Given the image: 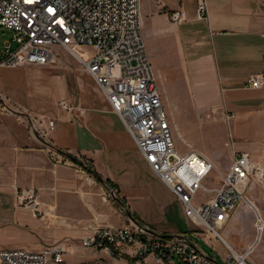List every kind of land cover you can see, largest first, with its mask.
Masks as SVG:
<instances>
[{
	"label": "crops",
	"instance_id": "crops-1",
	"mask_svg": "<svg viewBox=\"0 0 264 264\" xmlns=\"http://www.w3.org/2000/svg\"><path fill=\"white\" fill-rule=\"evenodd\" d=\"M205 1L206 17L197 20L194 0H158L159 4L142 0L141 34L163 109L172 125L174 113L179 115L182 131L178 132L183 141L196 138L203 143V149L193 150L215 167L226 171L233 152H244L264 169V88L243 87L249 76L264 74V0ZM176 9L186 13V21L179 25L168 20V13ZM58 69L0 68L3 250L37 253L58 243L74 247L95 227L119 229L132 222L142 224L137 204L149 194V167L82 70L77 73L92 82L91 91L45 102L44 77L48 72L58 83ZM61 100L82 113H65L57 107ZM10 110L42 123L53 120L54 130L45 141L54 151L42 145L31 134L28 122ZM202 113L215 115L204 119ZM227 114L233 118L227 120ZM23 188L36 191L44 218L36 219L16 206L15 192ZM249 192L250 201L264 219V185H252ZM108 195L103 201L102 196ZM248 214L252 229V211L245 204L234 210L222 228L224 245L234 249L231 237L241 230V218ZM255 237L254 232V241L246 242L239 252L254 247L251 255L255 253L256 259L252 256L251 263L264 264V233L257 249Z\"/></svg>",
	"mask_w": 264,
	"mask_h": 264
},
{
	"label": "built area",
	"instance_id": "built-area-1",
	"mask_svg": "<svg viewBox=\"0 0 264 264\" xmlns=\"http://www.w3.org/2000/svg\"><path fill=\"white\" fill-rule=\"evenodd\" d=\"M194 2L196 19H205L206 1ZM141 3L142 0H0V29L12 33L11 40L0 47V68L68 66L65 57L72 58L117 116L151 173L160 181L166 168L174 169V178H167L172 179V186L165 188L181 205L193 231L163 235L137 222L119 229L95 227L74 247L58 243L37 253L0 249V264H67L65 257L76 256L79 249L97 255L93 262L84 264H219L196 239L208 237L224 244L219 231L240 204L253 213V231L263 235L264 219L247 195L252 185H264L260 164L247 153L233 152L218 186L210 187L207 181L215 170L213 163L193 149L185 154L177 150L174 126L163 109L141 34ZM122 19L133 20L131 34H121ZM168 20L179 25L186 21V13L182 9L170 11ZM243 87L263 89L264 74L249 76ZM57 107L67 114L82 113L65 100L59 101ZM28 118L24 120L31 134L37 132L42 139H48L54 121L42 123ZM232 118L227 114V120ZM141 137H148V145H141ZM162 157H169V164H162ZM199 192L209 197L199 200ZM109 197L102 196V200ZM15 201L18 208L29 211L34 218L45 217L34 189H17ZM138 245L146 246V254L137 255ZM225 247L224 263L249 264L247 248L237 252Z\"/></svg>",
	"mask_w": 264,
	"mask_h": 264
},
{
	"label": "rangeland",
	"instance_id": "rangeland-1",
	"mask_svg": "<svg viewBox=\"0 0 264 264\" xmlns=\"http://www.w3.org/2000/svg\"><path fill=\"white\" fill-rule=\"evenodd\" d=\"M12 38V33L7 30L0 29V47L4 46L6 42H9ZM13 47V46H12ZM66 64L68 66H56L61 69L56 71L59 75L60 79L58 83L49 77L50 73H46V77H44V100L47 104L51 103L57 99L60 95H68L73 96L76 93L91 91L93 84L89 80L84 77H80L77 72H80L79 68L75 64V62L69 56L65 57ZM63 63V64H64ZM68 69V70H67ZM71 70V71H69ZM77 73V74H76ZM20 93H25L28 95L26 91ZM24 103V100H23ZM204 119H210L215 114L213 113H202L201 114ZM16 116V115H15ZM18 117V116H16ZM22 119V118H21ZM24 120V119H23ZM26 121V120H25ZM173 121V120H171ZM179 115L174 113V132L173 137L175 141V145L177 150H182L188 152L190 149H203L205 145L203 143L197 142L196 138L183 141L182 136L180 135V125H179ZM179 131V132H178ZM182 140H181V138ZM185 139V138H184ZM224 148H230V146H225ZM228 150V149H227ZM225 171H222L218 166L215 167V170L212 172L210 179L207 181V185L210 187H216L219 184V180ZM149 183V194L148 197L144 198V200L140 201L137 204V213L141 217L142 224L147 225L151 229L157 232L167 233L168 235H173L174 233H189L193 231V228L189 225V223L184 219L183 209L181 205L175 201L164 188L163 184L151 174L148 180ZM249 196L250 192L247 191ZM199 200H206L209 195L199 192L198 193ZM135 203V202H134ZM250 214L244 215L241 218L239 227L241 230L233 233L231 237V245L235 249V251L239 252L241 247L248 241H251L254 237V231L249 227L248 219ZM253 222V221H252ZM222 237H225L222 229L219 231ZM166 234V235H167ZM192 236V234H191ZM197 244L200 248L211 258H216V261L219 264H226L223 261V256H225L226 247L220 241H215L213 239H209L206 237L204 240L196 239ZM2 242L0 237V243ZM260 242L256 246V249L259 247ZM254 249V247H253ZM86 255V256H85ZM256 254L253 253L250 258L256 259ZM85 256V257H84ZM97 255L93 254L91 251H79L78 254L74 257H65L67 264H84L91 263L96 259ZM249 264H252L251 261H248Z\"/></svg>",
	"mask_w": 264,
	"mask_h": 264
},
{
	"label": "bare ground",
	"instance_id": "bare-ground-1",
	"mask_svg": "<svg viewBox=\"0 0 264 264\" xmlns=\"http://www.w3.org/2000/svg\"><path fill=\"white\" fill-rule=\"evenodd\" d=\"M132 32H133V20L122 19L121 34H131ZM141 145H148V137H141ZM162 164H169V157H162ZM167 178H174L173 168H166V174H160V182L165 187H171L172 179H167ZM261 236H262L261 234H256L255 244L259 241ZM252 251H253V247L247 249V255H251ZM144 254H146V246L138 245L137 255H144Z\"/></svg>",
	"mask_w": 264,
	"mask_h": 264
},
{
	"label": "water",
	"instance_id": "water-1",
	"mask_svg": "<svg viewBox=\"0 0 264 264\" xmlns=\"http://www.w3.org/2000/svg\"><path fill=\"white\" fill-rule=\"evenodd\" d=\"M13 114H15L16 116H18L19 118H23V119H26L27 121H29V118L22 112H17V111H13V110H10ZM34 136L40 141V143L42 145H44L45 147L51 149L54 151V149L50 146L49 143H47L44 139H42L37 132H34Z\"/></svg>",
	"mask_w": 264,
	"mask_h": 264
},
{
	"label": "trees",
	"instance_id": "trees-1",
	"mask_svg": "<svg viewBox=\"0 0 264 264\" xmlns=\"http://www.w3.org/2000/svg\"><path fill=\"white\" fill-rule=\"evenodd\" d=\"M71 160H74L73 158H70Z\"/></svg>",
	"mask_w": 264,
	"mask_h": 264
}]
</instances>
